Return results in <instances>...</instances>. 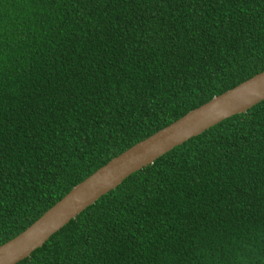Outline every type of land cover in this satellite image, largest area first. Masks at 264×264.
I'll return each instance as SVG.
<instances>
[{"label": "trees", "instance_id": "16d2710c", "mask_svg": "<svg viewBox=\"0 0 264 264\" xmlns=\"http://www.w3.org/2000/svg\"><path fill=\"white\" fill-rule=\"evenodd\" d=\"M263 70L264 0H0V245ZM17 264H264V100L136 171Z\"/></svg>", "mask_w": 264, "mask_h": 264}, {"label": "water", "instance_id": "95a60500", "mask_svg": "<svg viewBox=\"0 0 264 264\" xmlns=\"http://www.w3.org/2000/svg\"><path fill=\"white\" fill-rule=\"evenodd\" d=\"M264 100V70L190 110L170 125L134 144L75 185L19 235L0 245V264H17L126 178L173 148Z\"/></svg>", "mask_w": 264, "mask_h": 264}]
</instances>
